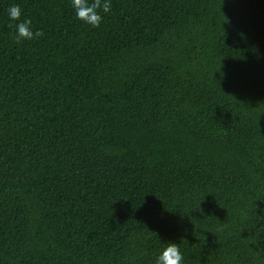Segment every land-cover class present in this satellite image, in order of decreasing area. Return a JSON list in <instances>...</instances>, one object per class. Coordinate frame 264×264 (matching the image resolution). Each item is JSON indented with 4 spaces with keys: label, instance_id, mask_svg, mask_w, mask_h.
<instances>
[{
    "label": "trees",
    "instance_id": "16d2710c",
    "mask_svg": "<svg viewBox=\"0 0 264 264\" xmlns=\"http://www.w3.org/2000/svg\"><path fill=\"white\" fill-rule=\"evenodd\" d=\"M111 5L0 0V264H264V0Z\"/></svg>",
    "mask_w": 264,
    "mask_h": 264
},
{
    "label": "clouds",
    "instance_id": "9594fccd",
    "mask_svg": "<svg viewBox=\"0 0 264 264\" xmlns=\"http://www.w3.org/2000/svg\"><path fill=\"white\" fill-rule=\"evenodd\" d=\"M76 18L84 23L99 27L102 22L103 13L111 10V0H71ZM21 8L19 5H10L8 15L10 20L19 21L15 25V41L21 43L24 40H35L43 35L42 30L32 29L30 18L21 20ZM184 256L180 251L179 245L175 242H168L166 246L156 256L154 264H183Z\"/></svg>",
    "mask_w": 264,
    "mask_h": 264
}]
</instances>
